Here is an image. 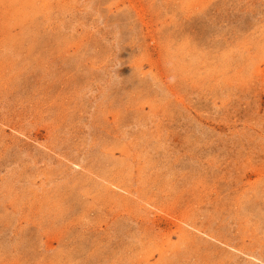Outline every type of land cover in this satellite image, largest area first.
Segmentation results:
<instances>
[{"label": "rangeland", "instance_id": "obj_1", "mask_svg": "<svg viewBox=\"0 0 264 264\" xmlns=\"http://www.w3.org/2000/svg\"><path fill=\"white\" fill-rule=\"evenodd\" d=\"M36 8L0 9V264H264V0Z\"/></svg>", "mask_w": 264, "mask_h": 264}, {"label": "bare ground", "instance_id": "obj_2", "mask_svg": "<svg viewBox=\"0 0 264 264\" xmlns=\"http://www.w3.org/2000/svg\"><path fill=\"white\" fill-rule=\"evenodd\" d=\"M37 1L38 0H0V9H3V8H6L7 10H9L10 12V15L9 16V21L12 22V23H15L16 25H14V27H18L17 23L19 22V20H23V19H26L27 17L31 16L33 11L36 10V4H37ZM44 4V3H43ZM4 10V9H3ZM38 10V9H37ZM65 10V9H64ZM30 11V12H28ZM39 11V10H38ZM37 13V12H36ZM3 14V13H1ZM23 18V19H21ZM2 19V18H1ZM6 19V18H5ZM29 19H32V18H29ZM7 20V19H6ZM28 20V19H27ZM20 21V22H21ZM17 22V23H16ZM19 22V23H20ZM32 22V21H30ZM34 22V21H33ZM4 23V22H3ZM25 23V22H24ZM23 24V23H22ZM4 25V24H3ZM13 25V24H12ZM26 25V24H25ZM20 26V25H19ZM1 27V33L4 32L5 30L2 28V25H0ZM35 27V26H34ZM12 28V27H11ZM23 28H26L23 26ZM16 29V28H15ZM13 31V30H11ZM28 31V29H27ZM24 32V31H23ZM26 32V31H25ZM5 33V32H4ZM9 33V32H7ZM31 34V32H29ZM67 34V33H66ZM14 35V34H13ZM17 35H20L19 33ZM34 35V33H33ZM10 36V35H9ZM27 36V35H26ZM30 36V35H29ZM53 36V35H52ZM2 37V36H1ZM8 38V37H7ZM10 38V37H9ZM11 39V38H10ZM18 39V38H17ZM34 38H32L33 40ZM7 40V39H6ZM16 39L14 38V40L12 41V43H9L10 40H8V42L5 44V47H7L5 50L8 52L10 50V53H12V55L10 54H7L5 56V58H3L2 60V64H0V68H3V66H7L6 64L8 63H13L14 60H16L19 55L21 54L20 52L19 53H16L14 48L16 49L17 47H15L16 45ZM28 40V39H27ZM31 40V39H30ZM32 42V41H31ZM36 43V42H35ZM173 43V42H172ZM15 44V45H14ZM26 44V42H25ZM13 47V48H12ZM4 50V49H3ZM19 59V58H18ZM190 64V63H189ZM188 64V65H189ZM224 64V62H223ZM14 65H12L13 67ZM15 67V66H14ZM13 67V68H14ZM12 71V70H11ZM14 71V69H13ZM187 72V71H186ZM3 73V72H2ZM1 75V74H0ZM19 83V82H18ZM105 92V91H103ZM137 92V91H136ZM112 94V92H111ZM136 95V94H135ZM61 98V97H60ZM66 115V114H65ZM165 115V114H164ZM39 116V115H38ZM50 116V115H49ZM89 120V119H88ZM17 121V120H16ZM100 121V120H99ZM23 134V133H22ZM26 134V133H25ZM24 135V134H23ZM86 141V140H85ZM179 143V142H178ZM183 143V142H182ZM161 144V143H160ZM69 145V144H68ZM51 146V145H50ZM43 148V147H42ZM161 148V147H160ZM178 152V151H177ZM163 157V156H162ZM247 157V156H246ZM110 158V157H109ZM138 158V157H137ZM128 161V160H127ZM127 164L128 162H121V163H118L116 165V167L118 168L119 171H117V173H114L113 176H111V178L108 176H106L105 178H103L104 182L107 183L104 184V185H101L102 188H100V190L103 192V195H106L105 197H107V199L105 198V200L109 203H113L115 205H119L117 204L116 202H113V197H109L111 196L112 194H114V192L111 189V187H114L115 189H118L119 191L121 190V192H125L131 196H137L138 198H141L139 197L138 194H146V191L144 190V188H142V190L138 189L139 191L135 190V189H130V183H131V180L130 178H128L125 174L127 173V170H125L124 168L127 167ZM248 164V163H247ZM251 164V163H249ZM248 166V165H247ZM201 167V166H200ZM60 168V167H59ZM103 170V169H102ZM47 171V170H46ZM145 171V169H144ZM68 173V172H67ZM130 173V171H129ZM128 174V173H127ZM203 174V172H202ZM216 177V176H215ZM168 178V177H167ZM71 179V178H70ZM211 180V179H210ZM43 181V180H42ZM158 182V181H157ZM177 182V181H176ZM154 182L151 181L150 184H153ZM79 184V183H78ZM95 184V183H94ZM147 184V182H146ZM149 184V183H148ZM205 184V183H204ZM96 185V184H95ZM106 185V186H105ZM110 187H109V186ZM132 188V187H131ZM185 188V187H184ZM46 190V189H45ZM62 189L59 188V192H61ZM54 193V192H53ZM220 193V192H219ZM59 194V193H58ZM63 193L61 192V195ZM150 195H151V192H150ZM156 195V194H155ZM114 196V195H113ZM148 196H149V193H148ZM22 197V196H21ZM135 198V197H134ZM24 199V198H23ZM121 199V198H120ZM149 199V198H148ZM35 200V199H34ZM126 202H123L124 203V207L127 208V207H131L129 205L128 202H130L128 199H126ZM128 200V201H127ZM143 200V199H142ZM23 201V200H22ZM104 201V200H103ZM62 200L61 199H57L55 201H50L48 200L47 201V207L49 205L50 208H52V210H56L57 208L59 209V205L61 204ZM20 203V202H19ZM44 203V202H43ZM136 203V202H135ZM253 203V202H252ZM147 204L154 208V204L150 203V202H147ZM21 206V205H20ZM121 206V205H119ZM135 207V206H134ZM156 209L158 208L157 206L155 207ZM41 210H45L44 208H40ZM30 210V209H29ZM86 210V209H85ZM57 211V210H56ZM128 211V210H127ZM169 215V214H168ZM31 217V216H30ZM183 218H185L187 220L188 216H184L183 215ZM193 218V217H192ZM212 219V218H211ZM251 219V218H250ZM192 220V219H191ZM142 221V220H141ZM160 221V220H159ZM52 222V221H51ZM143 222V221H142ZM189 222V221H188ZM144 223V222H143ZM203 226V224H202ZM153 227H158V229H161L162 228V222L160 221L159 224L155 223L154 222V225ZM179 227V226H178ZM163 229V228H162ZM177 230V229H176ZM184 229H181L180 231V235H179V239H180V243H182L183 245H193V239L191 238L190 234L189 233H186L185 231H183ZM196 232V231H195ZM156 233V232H155ZM168 234V233H167ZM160 236V235H159ZM171 236V234L169 235V237ZM247 236V235H246ZM168 237V238H169ZM110 238V237H109ZM243 238V237H242ZM162 239V238H161ZM203 242V241H202ZM192 243V244H191ZM196 243V242H195ZM162 246V245H161ZM149 249V248H148ZM225 253V252H224ZM253 258V257H252Z\"/></svg>", "mask_w": 264, "mask_h": 264}]
</instances>
